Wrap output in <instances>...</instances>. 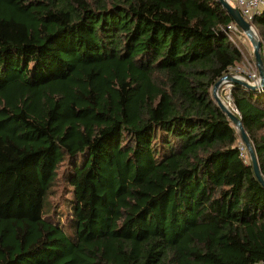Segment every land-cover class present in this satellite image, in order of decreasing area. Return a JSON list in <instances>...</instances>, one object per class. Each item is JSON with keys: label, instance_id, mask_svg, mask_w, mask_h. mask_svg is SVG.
<instances>
[{"label": "trees", "instance_id": "obj_1", "mask_svg": "<svg viewBox=\"0 0 264 264\" xmlns=\"http://www.w3.org/2000/svg\"><path fill=\"white\" fill-rule=\"evenodd\" d=\"M232 23L218 0H0V264L264 260V186L212 94L245 63ZM232 93L264 175V92Z\"/></svg>", "mask_w": 264, "mask_h": 264}, {"label": "water", "instance_id": "obj_2", "mask_svg": "<svg viewBox=\"0 0 264 264\" xmlns=\"http://www.w3.org/2000/svg\"><path fill=\"white\" fill-rule=\"evenodd\" d=\"M220 4L228 11V13L231 15L233 18L234 22L243 30L244 34L249 38V40L252 43L253 46V53L255 57L256 64L259 68V73L261 77V84L264 86V59L262 55V40L260 37V34L256 27L253 26L251 22H249L241 11L230 1V0H218ZM226 81H231L234 83H240L252 90L256 89V86L253 85L250 82H247L243 79H240L236 76L235 73L233 72H228L224 76H222L214 85L213 87V97L216 100L217 104L221 107V109L227 114V116L231 119L233 124L235 125L239 135L241 136L242 140L247 146L250 160L252 162L254 172L256 177L259 179V181L263 184L264 186V175L262 173V170L259 166L256 150L254 148V145L250 139V136L248 135L244 125L241 116L235 114L220 98L218 95V90L220 86L226 82Z\"/></svg>", "mask_w": 264, "mask_h": 264}, {"label": "rangeland", "instance_id": "obj_3", "mask_svg": "<svg viewBox=\"0 0 264 264\" xmlns=\"http://www.w3.org/2000/svg\"><path fill=\"white\" fill-rule=\"evenodd\" d=\"M234 5H235V1L236 0H230ZM236 6V5H235ZM264 9V8H263ZM262 9V10H263ZM235 23V22H234ZM236 24V23H235ZM253 26L254 27H256L255 26V24H254V21H253ZM237 25V24H236ZM238 26V25H237ZM257 29V28H256ZM240 42H241V44H242V47H243V49H244V52H245V61L247 62V61H250L251 62V65H252V68H250L249 70H255V69H258V71H259V68H258V66H257V64H256V61H255V57H254V53H253V46H252V43H251V41L249 40V38L245 35V37L244 36H241L240 35ZM263 49H261V51H262ZM262 55H263V59H264V52L262 51ZM229 72H233V73H235L236 74V72L232 69V70H230ZM259 75H260V73H259ZM236 76L238 77V78H240V79H243L244 78V75H242L241 73H238V75L236 74ZM250 83H252L253 85H255L256 86V89H255V92H257V93H259V94H262V92H264V86L261 84V77L260 76H258V78H257V81H249ZM228 83H234V82H231V81H226V82H224L221 86H220V88H219V90H218V95L220 96V98L222 99V101L235 113V114H237V115H239L238 114V111H237V108L235 107V105L233 104V100L230 102L229 100H228V98H227V86H228ZM263 90L262 92H260V90ZM212 91H213V89H212ZM216 101V100H215ZM240 116V115H239ZM243 141V140H242ZM241 149H244V151L246 152V159H248V157H250V156H248V154H249V152H248V149H247V146H246V144L244 143V141L242 142V144H241ZM244 158V157H243ZM60 193H61V195L62 196H64V194H66V192H65V189L63 188V187H60V191H59ZM67 197H70L71 195L70 194H67L66 195ZM65 196V197H66ZM50 201H51V203L52 204H54V205H59V202L61 203L62 202V199H61V196H58V195H56V196H52L51 197V199H50ZM64 210H65V207H64ZM262 261H264V260H262ZM259 262V261H258ZM256 263V262H255ZM254 264V263H253Z\"/></svg>", "mask_w": 264, "mask_h": 264}, {"label": "built area", "instance_id": "obj_4", "mask_svg": "<svg viewBox=\"0 0 264 264\" xmlns=\"http://www.w3.org/2000/svg\"><path fill=\"white\" fill-rule=\"evenodd\" d=\"M236 7L241 11L245 19H247L249 22L253 23L254 17L262 11L264 8V0H236L235 1ZM231 30H237V25L235 23H232L230 25ZM262 51L264 52V44L262 46ZM252 68L251 62L250 61H245L242 65H239L235 68H232L236 74L241 73L245 77H249V81H257V78L259 75L258 69L255 70H249ZM231 69V70H232ZM232 83H228L227 86V98L231 102L233 100V93H232ZM263 90L261 89L260 92ZM263 93V92H262ZM242 157L246 158V152L244 149H242L241 153ZM254 264H264V261H259Z\"/></svg>", "mask_w": 264, "mask_h": 264}, {"label": "bare ground", "instance_id": "obj_5", "mask_svg": "<svg viewBox=\"0 0 264 264\" xmlns=\"http://www.w3.org/2000/svg\"><path fill=\"white\" fill-rule=\"evenodd\" d=\"M243 80L249 82V77L247 76V77L243 78Z\"/></svg>", "mask_w": 264, "mask_h": 264}]
</instances>
